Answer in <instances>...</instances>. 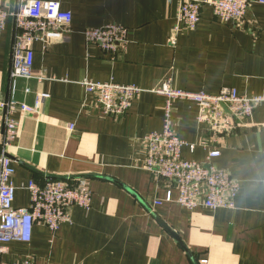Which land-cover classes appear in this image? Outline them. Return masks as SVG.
I'll use <instances>...</instances> for the list:
<instances>
[{
  "label": "crops",
  "instance_id": "obj_1",
  "mask_svg": "<svg viewBox=\"0 0 264 264\" xmlns=\"http://www.w3.org/2000/svg\"><path fill=\"white\" fill-rule=\"evenodd\" d=\"M49 1L71 14L72 33L50 41L46 49L33 44L32 74L42 81L10 82L12 20L0 33V103L13 99L33 107L37 95L48 96L35 112L11 115L16 136L5 153L14 169L13 207L28 208V184L48 180L85 181L91 204L88 210L71 208L70 222L55 233L34 225L28 243H6L3 261L264 264V102L239 130L218 141L197 124L196 105L175 101L172 106L174 131L185 143L181 156L204 163L208 152L218 151L211 163L238 182L231 209L180 206L174 183L156 180L144 169L143 141L162 131L165 99L150 90L166 79L181 91L217 95L229 88L264 98V3L251 0L245 20L227 25L204 5L195 29H181L172 45L179 0ZM0 6L12 9L7 0ZM109 24L128 31L129 43L114 60L87 45L82 35ZM84 80L144 92L125 117H104L81 86ZM1 135L0 109V140Z\"/></svg>",
  "mask_w": 264,
  "mask_h": 264
},
{
  "label": "built area",
  "instance_id": "obj_2",
  "mask_svg": "<svg viewBox=\"0 0 264 264\" xmlns=\"http://www.w3.org/2000/svg\"><path fill=\"white\" fill-rule=\"evenodd\" d=\"M12 9L0 6V33L7 21L13 22L10 67V82L18 79L32 80L34 61L33 44L42 43L44 49L50 41L65 39L72 33V16L61 9L60 4L49 0H7ZM260 4L264 0L257 1ZM251 0H179L177 20L172 29L170 44L181 29L193 30L200 20L204 5L211 8L220 24L243 22L249 11ZM87 45L110 55L114 60L123 52L129 41L128 31L123 26L109 24L101 28L87 29L82 32ZM86 94L94 98L95 105L104 117L123 118L131 104L144 91L135 86H125L113 82L94 83L88 80L81 82ZM165 99L163 127L160 133H151L143 137L145 146L144 169L156 180L170 181L178 192L177 203L193 211L197 207L209 210L233 208L234 199L239 191V184L228 172L216 168L211 162L219 156L218 151H210L206 162L198 163L185 160L181 149L185 143L180 140L173 128L172 106L175 101H187L197 107L196 122L203 125L214 141L230 135L243 126V121L253 114L264 102L263 97L241 96L234 89L224 88L217 95L192 93L172 87L171 79L162 81L150 90ZM29 93V89L25 90ZM48 96L37 95L34 106L29 107L13 99L0 103L2 110V135L0 145V264H34L31 259L14 263L4 262L6 243L17 241L28 243L34 225H43L55 233L62 224L70 222L69 210L79 207L88 210L91 204V192L85 181L77 185L60 180H48L44 185L31 181L27 190L30 194V205L26 209H15L13 201L15 188L11 182L14 174L12 161L4 156L16 136V123L11 115L19 111L21 116L35 112L42 106ZM73 130V125H68ZM201 146L206 148V142ZM193 150L194 146L191 145ZM170 202V196L166 198ZM160 204V203H158Z\"/></svg>",
  "mask_w": 264,
  "mask_h": 264
},
{
  "label": "water",
  "instance_id": "obj_3",
  "mask_svg": "<svg viewBox=\"0 0 264 264\" xmlns=\"http://www.w3.org/2000/svg\"><path fill=\"white\" fill-rule=\"evenodd\" d=\"M1 154H2V147H1V145H0V155H1ZM4 156L10 158L6 153H4Z\"/></svg>",
  "mask_w": 264,
  "mask_h": 264
}]
</instances>
